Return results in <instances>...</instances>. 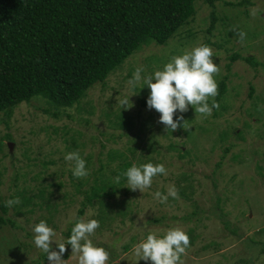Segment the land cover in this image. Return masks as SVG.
Here are the masks:
<instances>
[{"label":"rangeland","instance_id":"374dc122","mask_svg":"<svg viewBox=\"0 0 264 264\" xmlns=\"http://www.w3.org/2000/svg\"><path fill=\"white\" fill-rule=\"evenodd\" d=\"M239 1L241 0H217L213 3L218 19L216 18L211 35H207L206 30L210 27L209 15L213 8L202 2H197L193 20L181 30L180 35L170 39L164 46L151 44L134 52L112 76L108 77L104 85L93 86L88 91L86 99L82 101L85 108L90 107L88 100L93 101L95 108H99L106 100L114 102L117 112L125 110L128 114L124 115L131 117L127 129L134 128L132 130L134 133H131L133 137L138 136L144 143H149V138L154 136L157 130L162 133L166 130L165 126L158 122L160 115L158 112L147 106L139 105V97L143 96L141 89L144 90L145 86L141 79V81L133 83L137 84L139 91L135 90L136 87H131L130 81L136 68H144L145 73L151 69V72H148L150 75L163 68L158 65H164L172 57L182 55L185 51L202 45L206 39L211 43L221 45L220 49L213 45L209 46L213 53L211 59L219 67V72L213 74L216 83L219 81L218 77L229 75L227 90L221 101L222 107L218 109L219 115L214 116L212 109L211 115L205 116L206 121L202 115H198L189 106V111H191L187 112V116L183 115L184 120L181 121V124L185 121L183 127H178L177 130L165 134L167 135L166 139L158 136L159 134L156 135L160 143L164 142L167 146L175 144L181 150H186L190 157L179 159L176 153H170L171 157H166L163 162L168 174L166 176L157 175L155 180L157 186L151 188L167 191V188L172 185V180H169L172 174H178L181 171L194 173L197 179L204 182L202 190H200L201 193H196L199 208L201 210H210L211 208L216 215L215 218L199 221L204 222V229L201 227L199 229L201 234L200 238L196 240L197 245L212 244L213 240L226 244L222 250L207 255L201 253L200 257L192 254L193 249L185 254L186 258L182 261L183 264H214L220 259L219 255L225 252L228 255L225 263L234 261L233 254L238 258L247 255L240 241L224 232L221 225L217 223L216 220L221 219L220 217L228 218L233 223L231 225L239 230L238 234L243 233L244 237L253 236L256 232L264 229V102L262 103L260 100V98L264 100V67L253 68L242 60H236L230 64L229 71L226 69L229 57L234 53H239L243 57L254 56L258 62L264 64V0H250L251 6L225 5V2L236 3ZM189 30L193 36L187 38ZM227 32L229 35L226 37ZM241 33H243V37H241ZM153 54L159 57L151 58ZM120 75L123 77L127 75L131 77V80L127 79L128 81L122 82ZM142 75L143 71L141 78ZM251 88H253L252 99L249 97ZM145 89L148 95L150 89ZM126 97H129L132 104V106L129 104L131 107L127 109L121 107L120 103ZM254 97H258L259 102L253 103ZM213 99L209 98V105ZM77 105L75 104V106ZM45 106L50 105L44 99L33 98L29 103L23 102L16 106L10 116L0 113L2 114L0 115V154L6 156L5 159L0 160V182H3L0 184V188L4 196L9 194L13 174L14 176L20 175V177L22 175L27 180L37 176L36 179L41 181L44 186L52 181L58 183L62 181L64 184L61 183L60 189L54 184V186L49 184L48 187L50 190H56L52 199L54 205L57 206H55L57 211L56 209L50 211L47 222L48 226L53 228L56 233L55 240L66 244L68 237L63 233L67 231V228L73 227L78 220L96 219L99 221V227L89 239L95 246L103 247L109 253L106 264H135L137 258L134 255V246L145 239L149 233L162 236L170 228H180L186 231L187 222L174 220L171 217L180 218L185 212L191 211V206L182 200H178L177 206L163 205L158 199L153 198V189L151 188L145 189L143 192L138 189L135 193L138 206L132 207L127 214H122L120 211L118 213L115 211L98 213L95 210L98 208L99 202L94 201L92 205H86L84 214L78 217L77 209L86 203L81 196H78L80 194L68 187L70 162L64 160V155L72 151L79 152V149L83 148L86 143L92 147L88 142H93L92 140H96L98 137L101 139L104 132L97 134L93 126L84 127V123L74 114V108L60 111L58 117L55 118L39 109L45 108ZM224 107L227 108L221 111V108ZM102 110L107 112L101 119L98 118V124L102 126V130L111 125L112 127L117 126L121 122L120 113H116L112 117L107 107ZM91 119L97 124L95 116H92ZM54 127H65L69 133L62 138L60 133H53ZM231 128H233L232 131ZM228 129L232 132L230 136L226 135ZM233 131H240L244 139L234 136ZM82 132L87 133L88 136ZM105 133L107 132L105 131ZM102 140L104 142V138ZM9 144L13 146L11 153L8 148ZM89 150L90 148H88ZM94 152L98 153V150H94ZM94 156L96 157V155ZM191 157L196 160L191 161ZM44 164L49 165L45 167L44 174L40 175ZM210 178L218 184L216 190H213ZM31 185L36 186V182L31 181ZM51 187H55V189ZM220 194L223 195V200L219 204V208H216L215 198ZM58 197L63 202L57 201ZM55 201L60 203L57 204ZM64 203L67 204L66 208ZM54 205L52 204V206ZM59 211H62L60 215H58ZM244 211L245 215L243 216ZM38 215L39 213L36 212L29 217L26 216L27 220L25 218L18 219V223L27 232L10 231L8 227H2L0 231V264H24L25 262L34 264L37 262V255L40 258V255L45 254L32 242L31 229L35 225L34 221ZM247 217L252 225H248ZM160 218H164L161 223L152 222L154 219ZM262 233L264 234V232ZM124 245L130 247L125 253L123 252ZM53 247L55 248V244ZM65 247L66 250L60 264H78V254L72 253L69 245ZM247 252H250L248 253L250 257L246 259L245 264H264V253L253 259L257 251L250 249ZM182 263L179 262V264ZM40 264H48V262L42 260ZM137 264H151V262L140 260Z\"/></svg>","mask_w":264,"mask_h":264},{"label":"trees","instance_id":"16d2710c","mask_svg":"<svg viewBox=\"0 0 264 264\" xmlns=\"http://www.w3.org/2000/svg\"><path fill=\"white\" fill-rule=\"evenodd\" d=\"M215 1L217 0H0V113L10 116L15 107L23 102L29 103L33 98H42L50 105L39 108L43 113L57 118L60 111L74 108V114L84 123V127L93 126L97 134L107 132L102 133V138L106 143L98 137L96 140L93 139V142H88L92 147L86 143L83 148L79 149L80 155L86 161L87 176L76 178L72 175L71 170H68L70 180L68 187L80 194L78 196H81L86 203L77 209L78 217L84 214L86 205H92L94 201L99 202V206L95 210L98 213L105 211L118 213L120 211L122 214H127L132 207H137L135 193L138 189L133 191L127 188L126 177L123 176L124 171L133 163L138 166L149 162L154 165L163 164L166 157H171L170 153H176L179 159L190 157L186 150H181L177 145L167 146L166 143L158 141V136L166 139L167 135L165 134H169L171 129H165L164 133L157 130L154 136L152 135L150 140L148 139L149 143H144L140 137H133L131 133H134L132 132L134 128L127 129L131 117L124 115L128 114L125 110L117 112L114 102L106 100L99 108H95L93 101L88 100L90 107L85 108L82 101L86 99L88 91L93 86L104 85L108 77L112 76L134 52L151 44L164 46L170 39L180 35L181 30L193 20L197 2H202L213 8L209 15L210 27L206 30L207 35H211L216 18L218 19L217 13L214 11L213 3ZM225 5L251 6V2L250 0H241L236 3L225 2ZM227 35L229 32L226 37ZM192 36L193 34L189 30L186 37ZM202 45L222 48L220 44L211 43L208 39ZM156 57V54L151 55V58ZM236 60H242L253 68L264 67V64L258 62L254 56L243 57L239 53H234L229 57V64L226 66L228 71L230 64ZM158 66L161 68L164 65ZM158 66L157 68H159ZM142 71L143 79L148 76L151 69L147 73L144 68ZM119 77L122 82L128 81L127 79L131 80V77L127 75ZM228 77L229 75L218 77L217 95L214 97L218 107L213 108L214 116L219 115L218 109L222 107L221 101L227 90ZM133 86L136 87L135 90H140L137 84L131 82V87ZM145 88L141 89L143 96L138 100L139 105L141 104L143 107L146 106L148 97ZM252 92L253 88L249 95L251 99ZM260 100L262 103L264 102L263 98ZM255 102H259L258 97L253 98V103ZM75 104L78 105L75 106ZM106 107L112 117L114 114L120 113L122 119L120 118L121 122L117 126L112 127L111 125L102 130V126L98 124V118L101 119L103 114L107 113L102 110ZM226 108H221V111ZM187 112L183 115L187 116ZM197 114L202 115L205 119V115ZM92 116H95L97 124L92 121ZM231 131L228 129L226 135L230 136ZM53 133H60L64 138L68 135L69 130L65 127H54ZM157 134L159 135L156 137ZM233 134L237 138L244 139L240 131H233ZM84 135L88 136L87 133ZM88 148H90L89 151ZM94 150H98V153H95ZM5 158L6 156L0 154V160ZM193 160L196 159L191 157V161ZM49 164L43 165L40 175L44 174L45 167ZM117 176L120 177L119 182L115 179ZM156 177H153L150 188L157 186ZM170 177L168 179L172 180V185H175L178 190V197H169L167 202L162 204L173 207L177 206L178 200H182L191 206V211L185 212L180 218L171 217L174 220L187 222L188 225L185 232L189 236L190 244L186 251L180 255L179 262L182 263L186 258L185 254L193 249L192 254L196 257H200L201 253L207 255L222 250L226 244L221 241L214 242L213 240L212 244H200L199 246L196 242L200 238V227L204 229V222L199 221L216 217L211 208L210 210H201L198 206L196 193H201L200 190H202L204 182L197 179L195 174L190 171H181ZM36 178L37 176H34L31 180H27L22 175L20 177V175L14 176L13 174L9 194L4 196L0 188V231L2 227H8L10 231L27 232L18 223V219L25 218L27 220L26 216L29 217V215L38 212L39 215L34 223L37 224L41 220L47 223L50 211L52 209L57 211L52 199L56 190H50L48 187L49 184L51 186L54 184L60 189L63 182L52 181L44 186ZM210 180L213 190H216L218 184L215 180L211 178ZM31 181L36 182V186L31 185ZM55 187L51 188L55 189ZM151 189H153V193L157 191L155 188ZM160 192L166 194L163 189ZM16 197L20 201L18 204L11 207L5 205V201ZM222 200L223 195L216 196V208ZM57 201L63 202L60 197L57 198ZM57 201H55L57 204L60 203ZM64 205L66 208L67 204L64 203ZM61 213L62 211H59L58 215ZM221 213L223 214V212ZM220 218L216 221L221 225L222 230L236 237L244 246L247 255L238 258L235 254H231L235 257L234 261L225 263L228 255L225 254L226 252L221 253L220 259L214 264H245L246 259L250 257L248 254L250 252H247L250 249L257 251L253 259L264 253V234L262 233L264 229L256 232L253 236L244 237L243 233L238 234L239 230L231 225L233 223L228 218ZM163 220L164 218L154 219L152 222L161 223ZM246 221L248 225L251 224L248 217ZM197 222L199 223L197 224ZM71 228H67L63 234L69 237ZM129 249L130 247L124 245L123 252L125 253ZM35 251L38 250L35 249ZM27 256L30 255L27 254ZM46 256V253L40 255V258L37 255V262L34 264H40L42 260L47 262Z\"/></svg>","mask_w":264,"mask_h":264},{"label":"clouds","instance_id":"9594fccd","mask_svg":"<svg viewBox=\"0 0 264 264\" xmlns=\"http://www.w3.org/2000/svg\"><path fill=\"white\" fill-rule=\"evenodd\" d=\"M240 35L243 37V33ZM212 55L209 46H195L182 55L172 57L162 69L143 77L144 86L150 89L146 106L160 114L158 122L162 123L166 130L175 131L178 127H183L185 122L181 124L184 120L183 113L189 111V106L205 116L211 115L212 109L218 107L214 99L211 105L208 103L210 97L214 98L217 95V83L213 74L219 72V67L211 59ZM141 72L142 68H136L130 82L141 81ZM129 97L121 100V107L127 109L132 106ZM64 160L70 162V170L74 177L88 175L86 161L78 151L66 153ZM167 174L163 164L154 165L149 162L139 166L133 163L124 171L123 176L126 177L127 188L143 192L150 188L153 177ZM115 179L119 182L120 177L117 176ZM169 197H178L175 185L169 186L166 194L158 190L153 193V198L161 203L167 202ZM19 202V198L16 197L5 201V205L11 207ZM98 227L99 221L96 219L78 220L71 228V235L65 244L57 242L54 229L48 226L46 221L41 220L31 229L32 242L36 248L47 254L48 264H60L66 245H70L72 253L78 254V264H106L109 253L103 247L95 246L89 239ZM189 244L188 234L180 228L167 229L162 236L149 233L134 246V255L137 258L135 264L140 260L150 261L151 264H179L180 255L186 251Z\"/></svg>","mask_w":264,"mask_h":264},{"label":"water","instance_id":"95a60500","mask_svg":"<svg viewBox=\"0 0 264 264\" xmlns=\"http://www.w3.org/2000/svg\"><path fill=\"white\" fill-rule=\"evenodd\" d=\"M12 144H9V146H8V148H9V152L11 153V151H12Z\"/></svg>","mask_w":264,"mask_h":264}]
</instances>
